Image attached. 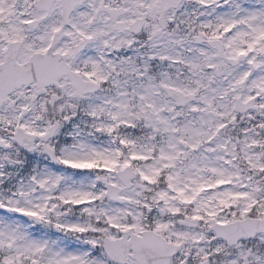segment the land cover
<instances>
[{"label":"snow or ice","instance_id":"1","mask_svg":"<svg viewBox=\"0 0 264 264\" xmlns=\"http://www.w3.org/2000/svg\"><path fill=\"white\" fill-rule=\"evenodd\" d=\"M0 264H264V0H0Z\"/></svg>","mask_w":264,"mask_h":264}]
</instances>
